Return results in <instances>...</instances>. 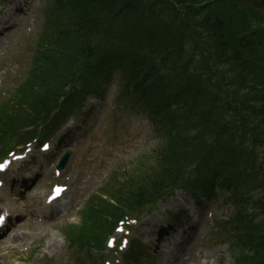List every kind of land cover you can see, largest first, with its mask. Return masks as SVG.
<instances>
[{
  "label": "trees",
  "instance_id": "trees-1",
  "mask_svg": "<svg viewBox=\"0 0 264 264\" xmlns=\"http://www.w3.org/2000/svg\"><path fill=\"white\" fill-rule=\"evenodd\" d=\"M223 1L228 0H55L51 3L34 68L19 90L17 108L9 112L4 107L3 118L12 117L13 124L20 125L28 117L24 104L34 99L36 104L29 107L41 110L52 98L65 96L63 86L73 77L79 60L91 55L100 44H110L101 31L108 21H120L112 35L125 36L122 23L132 31L140 24V32L159 41L157 53L169 56L163 63L168 75L158 76L156 83L167 91L172 90L177 102L182 104V115L174 116L180 122L169 119L177 133L171 140L168 136L166 148L157 150L154 170L141 174L142 182L137 187H118L110 197L113 201L98 197L90 205L89 219L99 231L110 227L124 208H140L150 196L155 198L160 190L173 185L191 163L205 168L212 181L213 169L236 155L234 168L249 172L246 189L264 188V170L260 168L264 165V41L248 21L241 18L237 21L231 12L227 13ZM128 32L127 36L131 37ZM116 51L121 53L119 49ZM150 51L156 53L153 47ZM210 62L224 78L239 81L240 87H224L220 93L217 82L203 87L195 79L196 67ZM155 98L153 95L142 101L152 106ZM7 126L12 130L17 127L11 123ZM241 184L242 180L232 183L237 188ZM258 205L264 209L263 198ZM237 223L241 224L239 216ZM259 228L264 236V221ZM261 257L264 259V251Z\"/></svg>",
  "mask_w": 264,
  "mask_h": 264
},
{
  "label": "rangeland",
  "instance_id": "rangeland-1",
  "mask_svg": "<svg viewBox=\"0 0 264 264\" xmlns=\"http://www.w3.org/2000/svg\"><path fill=\"white\" fill-rule=\"evenodd\" d=\"M42 4V0L32 4V8L30 7L29 9V15L27 17L24 15L22 19L25 25L13 29L8 47L9 52L6 57L0 58V90H6V93L12 92L15 85L23 79L26 73L31 56V53H29L30 44L26 42V38L27 34L31 33L33 35L34 31L38 29V23H35V20L40 19L41 11L37 10L40 9ZM222 5L223 9L227 13L231 12L237 21H239L240 18L248 22L250 18H255L253 23H257L258 19L264 20V12L261 13L258 10L253 11L250 8H245L244 3L238 0H228L226 3L223 1ZM30 22H33V24ZM141 30L140 24H136L133 35L142 38L145 42L151 43L152 47L156 49L157 52L160 47L157 39L152 35H146L140 32ZM82 68L83 67L80 66L78 70ZM114 88L115 85L113 84V89ZM232 88L237 89V86ZM113 89L110 88L106 96L102 97L100 100L96 99L95 102H93L94 105L98 106L95 107L96 110L98 108L105 110L104 117L101 119L102 123L100 122L95 125L97 134L90 145L79 151L77 155L71 159V163H69L68 168L72 170L71 173L74 175L72 177V182L82 181L79 186V191H77L78 186L76 185L75 188V184L73 185V194L78 196L79 209L74 210L71 217L68 218V221L72 223H78L80 219L82 221V217L80 216L84 215L86 210V206L83 209L82 205H80L82 200L86 201L88 196L98 191V188L101 186L100 180L103 181L107 177V174H110L109 171L119 166L127 165L129 161H135L142 151L144 152L148 146H153L156 143L154 134L150 132V130L153 129L149 127L144 113L125 112L118 114L116 111L108 108ZM235 96H237V93ZM0 99H2V96H0ZM108 112H110L109 114H112L114 118L108 116ZM151 146L148 149H150ZM56 158V156H52L53 161H55ZM146 161L143 163L147 166L150 162L149 160ZM151 165L154 166L155 163L152 162ZM107 167L108 170H106ZM129 174L134 178L136 172L134 170ZM47 188V183H40L32 193L33 201L39 200L38 198L46 192ZM172 197L161 202L167 205L165 209L161 207L159 209L158 205L152 209L148 215H151L153 211L157 210L159 218H163L165 212L167 215L166 218H169L170 213L180 211L181 207L189 206L193 208L192 200L186 195L182 194L176 199ZM215 205L216 202H203L200 212L201 215H204V211L208 207L214 208ZM223 209L226 210V213L230 210L229 207ZM217 214L219 213L217 212ZM144 220V218L140 220L141 225ZM67 223H56L48 226L37 225L31 222L22 223L17 233L24 237L25 243L27 244L25 249L14 256H4L3 259L1 257L0 264H50L54 257L59 259V261L54 264H73L77 258L80 259V261L83 260L86 261V263H90L86 251L83 249L75 250V248H72V250H68V248H66L67 239L63 235V229H65ZM141 225H139V227ZM152 225H155V222L152 223L151 226ZM138 228L135 230L133 237L136 236L138 239L143 240L142 233L141 235L137 233V231H142L143 229ZM11 234L12 232L9 233V235ZM49 245L52 248H57L52 250L48 248ZM19 248H24V246H20ZM65 249L68 251L65 252ZM69 251L71 255L68 258L67 255ZM218 257L217 254H214V259L217 258L219 261ZM223 258L226 260V263H231L228 253L225 252ZM214 262L215 264L217 263L216 260H214Z\"/></svg>",
  "mask_w": 264,
  "mask_h": 264
}]
</instances>
